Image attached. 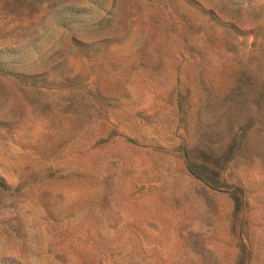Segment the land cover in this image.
I'll return each mask as SVG.
<instances>
[{
  "label": "rangeland",
  "instance_id": "obj_1",
  "mask_svg": "<svg viewBox=\"0 0 264 264\" xmlns=\"http://www.w3.org/2000/svg\"><path fill=\"white\" fill-rule=\"evenodd\" d=\"M0 264H264V0H0Z\"/></svg>",
  "mask_w": 264,
  "mask_h": 264
}]
</instances>
